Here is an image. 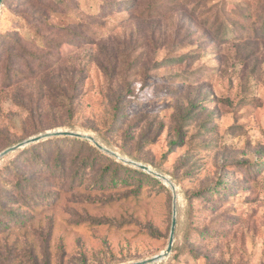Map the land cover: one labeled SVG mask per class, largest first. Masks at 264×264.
<instances>
[{
  "label": "rangeland",
  "instance_id": "obj_1",
  "mask_svg": "<svg viewBox=\"0 0 264 264\" xmlns=\"http://www.w3.org/2000/svg\"><path fill=\"white\" fill-rule=\"evenodd\" d=\"M52 131L174 184L172 250L152 264H264V0H3L0 152ZM88 143L0 158V264L166 249L171 189L122 169L111 184Z\"/></svg>",
  "mask_w": 264,
  "mask_h": 264
},
{
  "label": "water",
  "instance_id": "obj_2",
  "mask_svg": "<svg viewBox=\"0 0 264 264\" xmlns=\"http://www.w3.org/2000/svg\"><path fill=\"white\" fill-rule=\"evenodd\" d=\"M2 2H3V0H0V7L2 6ZM63 136L71 137V138H78V139L88 141V142L92 143L98 150L102 151L106 155H108L112 158H115L116 160L124 163L125 165L131 166L133 168H136L138 170L145 172L146 174L151 175L152 177L162 181L164 184H166L171 189L172 195H173V198H172V220H171L170 235H169L168 244H167L166 249L163 250L162 252H160L159 254L149 258V259L142 260V261L132 263V264H152V263H156L158 261H161V260L167 258L170 255L171 250H172V246H173V236H174V232H175L176 214H177V212H176V202H177L176 188L168 177L152 170L150 167H148L146 165H143V164L128 160L126 158H123L118 153H116V152L104 147L103 145H101L98 141L95 140V138L93 136H90V135L84 134V133H79V132H72V131H52V132H45L43 134H39L37 136L29 138L23 142H20L19 144H16L12 147H9V148L3 150L2 152H0V158L9 154L10 152H13V151L18 150L20 148H23L29 144L36 143V142H39L41 140L52 138V137H63Z\"/></svg>",
  "mask_w": 264,
  "mask_h": 264
},
{
  "label": "trees",
  "instance_id": "obj_3",
  "mask_svg": "<svg viewBox=\"0 0 264 264\" xmlns=\"http://www.w3.org/2000/svg\"><path fill=\"white\" fill-rule=\"evenodd\" d=\"M224 32L226 31L225 29L223 30ZM56 139H68V140H70V141H73V142H76V141H78V142H81V143H83V144H85V145H87V146H90L92 149H95L93 146H91L89 143H88V141H85V140H82V139H78V138H71V137H65V136H63V137H52V138H48V139H44L43 141L41 140V141H39V142H36V144H41L42 142H44V141H48V140H56ZM35 143L33 144V145H36ZM96 150V149H95ZM102 152V151H101ZM99 153H100V150H99ZM103 153V152H102ZM112 158V157H111ZM114 159V160H113ZM113 159H111V161L114 163V166H115V168L113 169V172H112V177H111V179H110V181H111V184L112 183H114V185H116V183H117V180H116V170H124L125 172H127V173H129V174H132V175H143L144 177H146V178H148V179H150V180H155V181H157L156 180V178H154V177H151V175H149V174H146L145 172H143V171H141V170H138V169H136V168H133V167H131V166H128V165H125L124 163H122V162H120V161H118V160H116L115 158H113ZM13 168V167H12ZM123 181V180H122ZM17 218H15V221H18V220H16Z\"/></svg>",
  "mask_w": 264,
  "mask_h": 264
}]
</instances>
